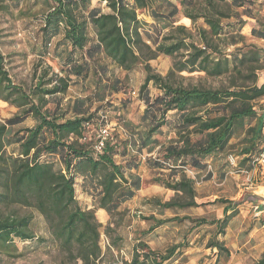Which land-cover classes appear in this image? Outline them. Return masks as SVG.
<instances>
[{
  "label": "trees",
  "instance_id": "1",
  "mask_svg": "<svg viewBox=\"0 0 264 264\" xmlns=\"http://www.w3.org/2000/svg\"><path fill=\"white\" fill-rule=\"evenodd\" d=\"M254 1L177 0L186 19L193 22L203 20L206 29L197 28L200 44H196L186 27L174 26L172 20L180 11L169 0H99L105 4L108 13H103L100 9L90 10L91 0H51L52 5L41 17L38 56L44 60L53 39L61 34L64 46L59 52L55 51V57L64 63L65 68L61 69L64 75L52 73L50 67L45 66L35 76L36 82L27 93L11 81L4 69V58L0 54V99L21 111L0 124V201L35 208L48 223L52 238L66 262H103L106 255L100 247L101 224L95 220L94 210L83 209L78 204L75 178L83 175L96 181L100 188L98 209L104 210L111 217L140 190L138 177L130 175V180L125 177L126 171L130 173L131 169L138 167V163L133 165L130 160L125 166L116 164L113 156L117 146L112 136L104 142L101 152L95 153L94 147L99 142L97 132L104 127V123L95 125L94 114L89 115L88 109H79L84 106L85 100L77 101L78 108L74 118L63 121L61 115L50 113L46 105L49 99L66 94L70 76L86 79L91 68L105 75V62L126 73L140 67L145 72L140 91L144 92L150 83L161 91V95L151 101L148 93L144 92L142 100L149 105L144 116L149 117L153 124L145 128L144 132L134 131L131 136L133 143L130 138L129 145L140 144L139 149H145L154 144V135L166 124L165 116L170 112L179 114V127L182 131L177 133L180 136L178 142L165 146L163 162H152L150 167L159 171H163L166 166L175 170L179 165L204 169L201 162L222 152L233 137L234 130L244 128L245 146L240 149L239 155L242 156L240 164H245L255 148L264 141L263 114L257 116L251 105V102L260 101L264 97V82L259 86L254 84L256 72L263 67L264 54L259 48L243 46L246 52L241 50L237 56L231 54V60H227L220 56L214 39L219 40L220 35L228 30L232 32L236 25L240 29L245 23L241 16L252 17L251 7ZM142 11L154 21L163 23L156 30V38L141 32L145 23L138 19V14ZM231 19L236 20V23H231ZM225 21L228 23L224 26ZM89 27L94 32L93 39L88 38ZM167 28H170L169 31L162 33ZM251 35L264 39V30H252ZM77 52L80 54L78 60L75 59ZM214 53L219 55V59H211ZM160 54L175 58L180 56L184 60L175 59L169 74L162 77L155 74L149 65ZM42 65L43 62H40L38 67L41 68ZM193 70L213 77H220L228 72L241 76L246 72L245 77L253 85L227 90H202L196 87L188 89L171 82V77L175 74ZM100 85L101 83L97 87ZM113 86L114 91H118L117 82ZM101 88L102 90L95 92L98 102H103L107 89L111 90L107 85ZM30 116L37 123L34 127L11 134L14 126ZM252 121H255L253 125L250 124ZM90 126L94 127V132L86 137ZM190 128L201 135V138L190 140ZM47 133L50 138L45 139L44 135ZM7 145L17 146V156L5 155L3 148ZM47 156L59 157L63 169H54L52 163L42 161ZM260 157L264 158V151L258 155ZM169 162L172 166H169ZM153 183L174 193V197L168 201H149L160 213L164 210L181 211L201 206L195 201L193 181L184 174L177 181L155 178ZM214 202L225 205L221 220H192L187 216L164 220H155L153 216L141 218L146 223L154 222V226L137 240L132 249L131 260L122 264H165L172 260L181 252L183 245L171 246L162 254L151 249L143 239L155 228L168 223L181 224L184 221L193 224L192 231L202 226L215 225V235L208 248L216 249L219 256L228 258V249L217 237L225 235L224 231L235 217L232 215L235 211L230 212L231 203L227 201L217 199ZM228 212L230 215H227ZM31 219V216H8L0 219V254L7 251L16 239L33 240ZM119 241L121 240H116ZM252 264H264V254Z\"/></svg>",
  "mask_w": 264,
  "mask_h": 264
},
{
  "label": "rangeland",
  "instance_id": "2",
  "mask_svg": "<svg viewBox=\"0 0 264 264\" xmlns=\"http://www.w3.org/2000/svg\"><path fill=\"white\" fill-rule=\"evenodd\" d=\"M169 1L180 11L172 20L174 26L186 27L193 36L192 40L196 44H200L197 28L206 29L203 20L197 19L193 22L186 19L177 0ZM254 2L251 7L252 17L242 15L241 19L245 23L240 29L236 25L232 32L226 30L227 33L220 35L219 40L214 39L218 51L221 53L220 56L227 60H231V54L237 56L241 50L246 52L243 46L259 48L264 54V39L251 35L252 30H264V0H255ZM51 5V0H19L18 2L0 0V54L4 58V69L9 74L11 81L27 93L36 82L35 76L45 66L50 67L52 73L59 76L64 75L61 73V69L65 68L64 63L55 57V51L59 52L64 46L61 42V34L53 39L49 53L45 55L44 60L38 56L41 44L38 32L41 26V17ZM93 9H100L103 13L109 12L105 4L100 3L99 0H91L90 10ZM238 12L240 13L241 10ZM138 19L145 23L141 32L144 31L152 38H156V30H159L163 23L154 21L143 11L139 12ZM230 22L236 23V20L231 19ZM226 23L228 21L223 22V25L225 26ZM169 29L163 30L162 33H167ZM88 38H94L91 27H89ZM69 49L68 47V51ZM79 55L77 52L75 59L78 60ZM218 57L219 55L216 53L211 55L213 60L219 59ZM175 59L184 60L180 56L175 58L160 54L155 60L150 61L149 65L155 74L166 77ZM40 62H43L41 68L38 67ZM105 64L107 65L105 75L101 71L91 68L86 79L70 76V86L66 94L49 99L46 105V109L50 113L61 115L63 121L74 118L78 108L77 101L85 100L84 106L79 109H88L89 115L94 114L95 125L103 122L109 136L116 140L117 149L113 156L116 164L125 166L126 162L130 160L133 165L138 163V167L135 166L130 173L126 171L125 177L127 180H130V175L138 177L142 191L122 204L111 217L106 213L107 217L104 221L100 220L98 216L100 188L97 187L96 181L83 175H78L75 178L74 188L78 204L83 209L94 210L95 220L101 224L100 247L106 256L100 264H122L131 260L133 246L147 232L148 225L141 218L148 217L153 210L149 201L157 199L164 202L174 197L172 191L154 186L153 180L160 178L161 180L177 181L182 174L193 181L195 201L199 202L201 206L197 209L172 211L168 214L177 217L187 216L192 220L204 218L212 222L215 219L223 218L222 210L225 207V205L214 201L217 199L227 201L231 203L230 211H235L232 215L237 220L230 226L229 236L223 245L225 248L233 243L236 245V231L240 227L251 230L259 223L258 220L264 217L259 215L260 208L264 206V198L260 196L261 189L264 187V158H258V155L264 151V141L255 148L252 156H249L247 162L242 165L240 164L242 156L239 155V152L245 146V128L235 129L233 137L222 152L201 162L204 169H194L189 165L181 166L179 163V166L174 168L175 170L166 166L163 171H150L147 167L150 163L163 162V148L178 142L180 136L177 133L182 131L179 127V114L170 112L165 116L166 124L154 135V144H150L145 149H139L140 144L139 146L138 144L129 145L130 138L133 143L134 139L131 136L135 129L144 132L145 128L153 124L149 117L144 116L145 110L149 108V105L144 104L142 100L144 92L148 93L151 101L160 96L161 91L151 83L144 92L140 91L145 76V72L140 67L126 73L116 66L110 65L109 62H105ZM262 66L256 72L254 84L257 86L264 82V62ZM246 75V72H243L241 76L228 72L220 77H213L208 76L205 72L193 70L175 74L171 77V82L188 89L196 87L202 90H227V88L253 85L250 83L251 80L245 77ZM116 82L118 91H114L112 88ZM100 83L101 85L97 87ZM102 84L107 85L111 90L107 89L104 92L103 102H98V95H95V92L102 90ZM251 105L257 116L263 114L264 117V97L260 101L251 102ZM20 112L16 107H12L0 99V124ZM254 123L255 121L250 122L251 125ZM36 124V121L30 116L19 125L14 126L11 129V134L34 127ZM93 128L90 126L87 129L86 137L91 136L94 132ZM188 132L192 141L201 138V135L194 133L192 128ZM44 137L45 139L50 138L48 133ZM3 151L6 156L14 157L18 154L16 145H7ZM42 161L52 163L54 169H63L57 156L43 157ZM168 164L172 166L170 162ZM0 192H2L1 189ZM181 198L185 199V197ZM156 215L162 216L163 212L156 213ZM8 216H31L30 230L33 240H14L8 250L0 254V264H71L66 262L52 238L48 223L35 208H27L18 204L10 205L0 201V219ZM142 224L143 226H141ZM192 227L193 224L188 221L181 224L168 223L165 228L160 230L159 234L148 235L143 239V242L162 254H165V250L171 246L180 245L181 247L183 245L181 252L165 264H250L251 260L246 262L235 260L234 252L226 258L219 256L218 250L209 249L211 238L208 236L213 234L210 226H202L194 231L191 230ZM224 233L227 234L226 230ZM117 239L121 241L116 242Z\"/></svg>",
  "mask_w": 264,
  "mask_h": 264
},
{
  "label": "crops",
  "instance_id": "3",
  "mask_svg": "<svg viewBox=\"0 0 264 264\" xmlns=\"http://www.w3.org/2000/svg\"><path fill=\"white\" fill-rule=\"evenodd\" d=\"M140 129H135V131H139ZM262 133L264 134V129L262 130ZM263 155H261L262 157ZM260 157V158H261ZM148 169H150V171H156V169L150 167V166H147ZM154 186H157V187H162V186H159L157 184L154 183ZM164 187V186H163ZM165 188V187H164ZM166 189V188H165ZM167 190V189H166ZM141 188L140 190H138L135 194L141 192ZM170 191V190H169ZM168 201V200H167ZM163 202V201H162ZM199 203V202H197ZM200 204V203H199ZM153 207V206H152ZM168 212H172V210H164L163 212V215L161 216H157L156 213H160L158 212V209L153 207V210L151 213H149L148 216H153V218L155 220H164V219H168V218H173L175 217L176 215H171V214H168ZM231 212V211H230ZM230 212L227 213L230 214ZM259 215L261 216H264V206L263 208H260V211H259ZM98 216L100 218V220L104 221L106 219V212L102 209H99L98 210ZM181 218V217H180ZM236 217L232 218L230 220V223L226 229V235L224 236H218L217 239L223 243L225 242L226 243V239L228 238L229 236V229H230V226L232 225V223L234 221H236L237 219H235ZM216 220H219V219H216ZM259 223L256 224L255 226H253L251 228V230H248L243 228V227H240L237 231H236V239H237V243L236 245L231 244L230 246H226V249H228L229 251V254H233L234 252V257L235 260H240V261H248V260H251L250 261V264H252L253 262H256L257 260L260 259V257L264 254V217L262 219H259L258 220ZM147 231L150 227L154 226V222L152 221H148L147 222ZM166 225L168 224H165L164 226H161V227H158V228H155L153 231H151L150 234L148 235H157L160 233V230L162 228H165ZM143 226V224L141 225ZM211 228V235L208 236V238H212L214 237L215 235V225L214 226H210ZM214 229V231H213ZM222 237V238H221ZM221 238V239H219ZM138 242V241H136ZM217 257V256H216ZM215 257V258H216ZM215 262V261H214Z\"/></svg>",
  "mask_w": 264,
  "mask_h": 264
},
{
  "label": "built area",
  "instance_id": "4",
  "mask_svg": "<svg viewBox=\"0 0 264 264\" xmlns=\"http://www.w3.org/2000/svg\"><path fill=\"white\" fill-rule=\"evenodd\" d=\"M96 137L99 138V142L94 147V151L97 154V153H100L101 152V150L103 148V145H104V142L107 139H109V134H108L107 128L105 126L104 127H101L99 129V132H97V136Z\"/></svg>",
  "mask_w": 264,
  "mask_h": 264
},
{
  "label": "water",
  "instance_id": "5",
  "mask_svg": "<svg viewBox=\"0 0 264 264\" xmlns=\"http://www.w3.org/2000/svg\"><path fill=\"white\" fill-rule=\"evenodd\" d=\"M260 196H261L262 198H264V187H263L262 192H260Z\"/></svg>",
  "mask_w": 264,
  "mask_h": 264
},
{
  "label": "bare ground",
  "instance_id": "6",
  "mask_svg": "<svg viewBox=\"0 0 264 264\" xmlns=\"http://www.w3.org/2000/svg\"><path fill=\"white\" fill-rule=\"evenodd\" d=\"M263 188L261 189V192H262Z\"/></svg>",
  "mask_w": 264,
  "mask_h": 264
}]
</instances>
